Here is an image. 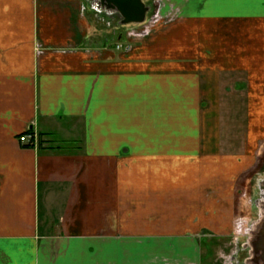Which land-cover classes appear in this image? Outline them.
Returning a JSON list of instances; mask_svg holds the SVG:
<instances>
[{
    "label": "crops",
    "instance_id": "0c3cea01",
    "mask_svg": "<svg viewBox=\"0 0 264 264\" xmlns=\"http://www.w3.org/2000/svg\"><path fill=\"white\" fill-rule=\"evenodd\" d=\"M156 1L114 38L80 0H0V264L201 258L233 208L264 142V0Z\"/></svg>",
    "mask_w": 264,
    "mask_h": 264
},
{
    "label": "rangeland",
    "instance_id": "374dc122",
    "mask_svg": "<svg viewBox=\"0 0 264 264\" xmlns=\"http://www.w3.org/2000/svg\"><path fill=\"white\" fill-rule=\"evenodd\" d=\"M80 1L82 11L92 14L96 26L103 29L97 33L111 32L115 35L114 38H117L121 33L125 36L127 30L129 31H127L128 35L130 33L132 35L135 33L133 31L135 28L152 24L158 25L162 21V18L156 14V5H158L156 0L148 1L150 10L143 23L129 25L122 24L123 18L116 11L103 6H100V10L98 8L96 10L95 6L98 5V0ZM138 35L142 34L138 32L133 36ZM255 162L253 168L245 170L239 176L236 184L239 187V192H233L228 197L229 200H232L233 208L226 207L222 223L216 228L210 226V229H207L208 232H204L207 238L202 242L204 251L201 253V258L199 250L196 249L195 252H191V260H178L175 264H253V241L259 230L262 213H264L262 207L264 204V142L257 146ZM179 243L176 242L177 249L183 246ZM185 243L188 244V247L194 245V241Z\"/></svg>",
    "mask_w": 264,
    "mask_h": 264
},
{
    "label": "water",
    "instance_id": "95a60500",
    "mask_svg": "<svg viewBox=\"0 0 264 264\" xmlns=\"http://www.w3.org/2000/svg\"><path fill=\"white\" fill-rule=\"evenodd\" d=\"M98 6L118 12L123 18V25L143 23L150 10L143 0H98ZM252 263L264 264V217L253 241Z\"/></svg>",
    "mask_w": 264,
    "mask_h": 264
},
{
    "label": "built area",
    "instance_id": "2783aa9c",
    "mask_svg": "<svg viewBox=\"0 0 264 264\" xmlns=\"http://www.w3.org/2000/svg\"><path fill=\"white\" fill-rule=\"evenodd\" d=\"M20 142L27 146L38 147L39 137L32 130H29L23 136L20 137Z\"/></svg>",
    "mask_w": 264,
    "mask_h": 264
},
{
    "label": "bare ground",
    "instance_id": "6f19581e",
    "mask_svg": "<svg viewBox=\"0 0 264 264\" xmlns=\"http://www.w3.org/2000/svg\"><path fill=\"white\" fill-rule=\"evenodd\" d=\"M96 7L100 10V7L96 4ZM97 10V9H96ZM262 207H263V210H264V204L262 205ZM262 216L264 217V213H262ZM262 217V218H263Z\"/></svg>",
    "mask_w": 264,
    "mask_h": 264
},
{
    "label": "trees",
    "instance_id": "16d2710c",
    "mask_svg": "<svg viewBox=\"0 0 264 264\" xmlns=\"http://www.w3.org/2000/svg\"><path fill=\"white\" fill-rule=\"evenodd\" d=\"M42 144V143H41Z\"/></svg>",
    "mask_w": 264,
    "mask_h": 264
}]
</instances>
